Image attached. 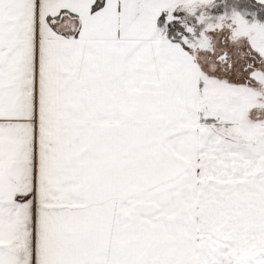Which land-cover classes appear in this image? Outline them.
<instances>
[{
  "label": "snow or ice",
  "instance_id": "6c2138e0",
  "mask_svg": "<svg viewBox=\"0 0 264 264\" xmlns=\"http://www.w3.org/2000/svg\"><path fill=\"white\" fill-rule=\"evenodd\" d=\"M0 264H264V0H0Z\"/></svg>",
  "mask_w": 264,
  "mask_h": 264
}]
</instances>
